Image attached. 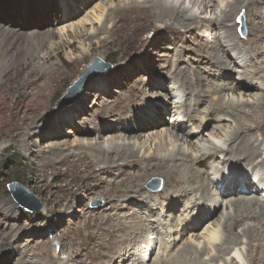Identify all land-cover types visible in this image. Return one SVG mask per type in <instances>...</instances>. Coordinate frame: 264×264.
Listing matches in <instances>:
<instances>
[{
    "label": "bare ground",
    "instance_id": "1",
    "mask_svg": "<svg viewBox=\"0 0 264 264\" xmlns=\"http://www.w3.org/2000/svg\"><path fill=\"white\" fill-rule=\"evenodd\" d=\"M0 1L2 12L13 11L15 16L21 17V19L28 17L29 10L30 13L47 15L52 19V13L56 14L58 11L60 14L72 16L78 13L81 7L74 6L75 3L72 5L73 0ZM80 2L84 3V1ZM257 2L258 0H130L119 3L106 12L104 7L97 5L93 9L91 15L93 17L91 18L81 19L75 24L69 23L60 28L47 27L42 31L35 28L21 30V28H25L23 25L21 28L11 29L12 27L9 28L10 26L6 23L0 22V118L4 119L0 123L6 126L5 132L9 139L26 147V153L33 151L24 144L23 133L25 131L29 135L39 134L40 125L37 123L48 121V116L51 115L61 123H71L72 115L70 114L76 110V106L80 105H72L59 114L50 111L48 107L49 95L60 76L71 75L85 62L86 58V54L82 53L79 58L72 59L67 63L69 67L65 71L63 70L65 63L62 61L48 63L52 60L54 52L59 55L60 51L64 49H76L77 39H81L87 34H89V45L92 46L94 39L105 33L109 36L112 35L118 25L125 20L129 21L132 15H134L132 19L142 18L148 23H156L157 27L155 28L156 42L153 41L154 38L142 39L137 44L139 47H144L149 43L156 47L161 45V41L166 40L175 43L182 37L194 38L202 36L201 32L205 34L208 30L213 29L212 31H214L212 38L205 39V41L201 39V41L196 42L193 40L194 46L183 44L178 49L180 52L191 50L198 54L192 57L194 63L192 73L181 67L175 74L169 76L172 81L174 80V83H178L171 96L174 100H170V103L174 105L172 108L176 107L181 110L176 114L177 118H173L175 123L166 126L165 129L159 127L155 131L141 132L147 126L163 122L156 116L164 108V104L162 106V104L158 105L154 102L161 95L159 89L154 91L156 92L154 95L151 94L144 98L146 100L140 101H138V90H133L121 97L119 103L112 104L105 111L103 110L104 112L101 114L103 117H108V112L113 110L111 112L115 124L94 127L93 131L97 139L102 137L101 132L113 130L112 133L105 135L108 136L106 144L103 143V140L93 143L90 140L77 139L74 147L75 150L78 149L79 151L71 150L64 153L63 144H52L51 148L48 149L49 155L42 156L40 162L43 167H50L54 171L70 176L75 172L79 175L88 173L87 175L98 183L101 182L102 175H107L108 179L104 182H108L112 186L104 190H93V192L102 195L104 199L108 198L105 201L109 203V210L112 209L113 213L110 212L103 217L83 222L74 228L76 234L75 238H72L71 254L76 255V258H83L71 259L63 264H83L84 259L89 260L92 264H126L128 261H131L129 264H146L145 259L150 260L151 254L155 253L153 250L156 248L154 246L156 243L160 245H158L160 250L155 254L153 264H165L166 262L169 264H239L242 252L247 254L248 264H264V225H260L264 222V203L260 202L262 199L254 196L246 197L245 195H239L240 197L237 198H224L229 196V189L234 190V187L235 191L238 187L241 189L252 187L256 191L255 193L258 194L257 190H261L262 194L260 195L264 196V150H260V138L262 137L264 140V94H262L264 93V74H261L263 73L261 69L264 68V44L261 45L254 38L242 39L237 32V15L240 12H245L247 13L246 18H248L246 26L247 29L249 28V35L253 34L252 31H256L258 38L264 37V23L261 26L262 22L258 23L252 20L256 14H262L264 17V11L261 13L258 10L253 11ZM207 8L211 9L212 14L210 16L213 17L200 19L202 17L199 14H202ZM198 10H200L199 14H197ZM6 13L8 14V12ZM82 22L83 24L80 26L79 23ZM87 24H90V28L92 24H96V30L93 33H87L88 29L85 28ZM107 24H111V27H107ZM166 31L171 33L169 37L165 35ZM172 49L174 50V47ZM230 51L233 55L228 54ZM224 54L229 55V58H226ZM230 57H234L236 60H228ZM222 62L226 63L224 68L221 66ZM236 62L237 67L241 69H238L241 81L229 80L225 82L224 76L220 74V68L224 69L223 72H227L225 78H230L231 73L236 69L229 65L233 64L236 67ZM28 65H30L29 71L22 79H19L21 70ZM146 66L150 69V64L147 63ZM217 71H219L218 74H216ZM167 73L169 74V72ZM215 75L218 77V79L215 78L218 82L213 78ZM222 80L224 82L221 86L220 81ZM13 83H16V86L12 85ZM244 89L249 91L245 92ZM178 90L182 100L177 99ZM252 91H261L262 93L257 96V93ZM8 93L12 94L13 97L9 99ZM245 96L250 98L244 99ZM125 101L132 103L128 106L129 104ZM135 103L143 106V109L134 108ZM119 104L125 107L116 109V105ZM182 113L183 116L180 117ZM199 113L204 115L199 116ZM131 114H134L133 120H126V116ZM185 118H190L193 121L195 130L181 129V124L185 121L182 119ZM229 118L232 119L228 126L229 132H224L225 134L219 132L221 136H218L219 133L214 131L207 139L203 137L204 133L200 129L206 126L209 121H223ZM125 121H129L130 124H124ZM204 121L207 122L203 124ZM91 122L92 119L84 118V123ZM254 130H258L260 134H254L252 132ZM152 132H155L156 135L151 136L150 133ZM72 133L80 137V135L90 134V131L77 129L73 130ZM191 133L197 134V138L185 147V143H188L187 137ZM139 138L150 141L149 143L146 141L140 143ZM130 139L137 140L130 141ZM217 153L224 154V156L219 157ZM216 159L219 160L216 161ZM233 162L238 164L237 167H240L236 172H234L235 164L233 167H226V163L232 164ZM222 163H224L223 167H220L219 165ZM59 164L65 165L63 171H60L62 169ZM80 165L83 167L80 168ZM207 167H211L212 171L217 173L215 176L213 175V178L212 175H207L205 170ZM244 171L249 172L250 176H247ZM151 175H159L167 180L164 190L156 192V201L152 199L150 190H146L141 196L143 199H139V203H143L140 206L144 208L129 217L127 216V219H132L131 222L134 225L128 224L117 212L122 209L121 207L127 208L134 201V204H137V199L134 200L133 194L145 190L143 183L140 184L139 181ZM115 176L117 177L115 178ZM98 183L95 185L98 186ZM168 185L177 186L176 192L173 191L175 194H172V191L166 193L165 190ZM217 187H223V198H218L221 189L218 191ZM214 188L217 192L214 191ZM211 191L213 194L209 193ZM110 193L116 194L118 197L110 198ZM164 194H167L165 200L170 206H175L176 202L180 201L176 197H184L188 203L197 204L200 209V221H205L213 210H220L224 206L226 212L222 214L221 223L215 226L216 228L208 229L207 227V233L195 241L194 245L183 243L181 248L176 251L177 254L174 255L168 250L171 243L168 240L171 236L164 232L163 227L165 226L160 227L163 220L160 222L157 219L158 216L155 217L158 220L156 222H160V225L152 228L153 226L146 222L148 220H146V216H142V212L148 215L154 213V207L159 204L157 197L160 198ZM189 195L198 196L199 201L188 198ZM121 197L124 199L120 202ZM63 199L66 198L62 197L58 203H61ZM4 202L0 204V211L6 208L7 213L14 216L16 212L14 203L8 201L6 206L3 205ZM184 202L182 201L181 205ZM186 205L182 206L186 207ZM115 209L118 210L115 212ZM109 217H113L115 221L108 220ZM200 221L195 223V220H191L189 225L196 228L200 225ZM100 229H106V231L100 232ZM19 230L15 224L8 223L9 233H7L5 240L10 246L0 247V258L2 254L8 257L13 251L12 243H9L8 239L16 236ZM151 230H154L155 233L160 232L158 235H163V238L159 240L157 236L150 237ZM171 230H174V227ZM146 238L148 241H144ZM173 240L175 242V239ZM141 242L144 244L143 248L140 249V253L136 254L138 256L131 259L134 248ZM244 245L247 246L246 249H244ZM213 249H216L217 254H212ZM118 251L119 254L116 255L115 253ZM148 252H150L149 256H146ZM103 255L107 259L101 260ZM20 258H17L19 259L17 264H32V261ZM135 260L140 261L135 263ZM44 261H40V263Z\"/></svg>",
    "mask_w": 264,
    "mask_h": 264
},
{
    "label": "rangeland",
    "instance_id": "2",
    "mask_svg": "<svg viewBox=\"0 0 264 264\" xmlns=\"http://www.w3.org/2000/svg\"><path fill=\"white\" fill-rule=\"evenodd\" d=\"M80 1H84V3H81ZM127 1H130V0H115V1H111V0H73L72 5L75 3L74 6L76 7L81 6L78 10L79 11L78 13L72 16L71 15L67 16V14L66 15L63 13L60 14L57 11L56 14L52 13L51 15L52 19H50L47 15L43 16V15L36 14V13L34 14L32 12L30 13V10H29L28 17H22L21 19V17L20 18L16 17L13 11L2 12L1 6H0V22L6 23L8 26H10L9 28L12 27L11 29L21 28V25H23L25 28H21V30H30V28H35L39 31H42L46 29L47 27L60 28L62 26L68 25L69 23L75 24L81 19L85 20L86 18H91L93 17L91 16L92 12L94 11L93 9L96 8L97 5H99V7H104L105 12H106L109 9L116 6L117 4L122 3V2H127ZM243 1H246V0H243ZM56 5L58 4L56 3ZM210 10H211L210 8H207V10L205 9V11L202 14H199L200 10H198L197 14H199L200 17H202L200 19H203V17L207 19L209 17H213V16H210L212 14ZM256 10H258L260 13L261 11H264V0L262 2L261 0H258L257 6L255 9H253V11L255 12ZM6 12H8V14ZM244 13L245 12H240L237 15V22H238L237 32L239 33L240 37L242 39H245L247 37L252 38V39L254 38L257 41H259L261 45L264 44V37H261V39L258 38L256 36L257 34L256 31H252L253 34L249 35L248 33L249 28L247 29V26H246L247 19H248L246 18L247 13L245 14ZM133 17L134 15H132V18ZM132 18H130L129 21L125 20L121 22L118 25V28L113 32L112 35L109 36L108 34L105 33L99 36V38L94 39L92 46L89 45V34H87L83 38L77 39V42L75 44L76 49H73V50L69 48L64 49L60 51L59 55H57L56 52H54L52 60L48 61V63H53V62L59 63L60 61L64 62L65 66H63V70L66 71L67 68L69 67L67 65L68 62L72 61V59L74 58H79L82 55V53L86 54V58L84 62L85 64L84 63L81 64V66H79L69 76H65L66 74L60 76V79L56 82L57 84L55 83V87L51 90V93L48 98L49 103L47 102L48 107L50 108V111H53L55 114H59V112L71 107L72 105L80 104L79 106H76V110L70 114L72 115L71 123H61L59 120H56L54 116L51 115V116H48V121L43 122V123L42 122L37 123L38 125H40L39 134L29 135L28 132L25 131V133H23V139L25 141L24 144H26V146H28L33 151L32 153H26L25 152L26 147L24 145L17 143L14 140L9 139V137L6 135V132H5L7 129L6 126L0 123V204L1 202L7 201V202H4L3 204L7 206L8 201L9 202L12 201L16 209L14 216L13 215L11 216L9 213H7L6 208L0 211V242H1L0 247L10 246L9 244H7V240H5L7 233H9L8 223L11 222L20 229L17 235L14 236L15 238L12 237L8 239L9 243H12L13 251L10 253L8 257L2 254V257L0 258L1 260L0 264H17L19 260L17 258L19 257H21L22 259L24 258L25 260H28V261L29 260L32 261V264H45V263L46 264H63L65 262H68L71 259L72 260L82 259L83 257L76 258V255L71 254V250L73 248L71 244L72 238H75V234H76L74 232V228L78 225H81L83 222H88V221L94 220L95 218L103 217L110 212L113 213L112 209L109 210V203L105 201L108 198L104 199L102 195H98V193L93 192V190H96V191L99 189L104 190L111 186L108 182H104L106 179H108L107 175H102L103 178L101 182L98 183V181L90 178V176L87 175L88 173H82L79 175L75 172L71 174V176L63 175L61 172L59 173L56 170L54 171V169H50V167L42 166L40 162L41 158L42 156L49 155L48 149L51 148L52 144H58V145L63 144L62 146L63 152L68 153L71 150L79 151L78 149L75 150V147H74L78 141L77 139H85L86 141L90 140L93 143L95 141L102 142L103 140L104 141L103 143H105L108 140V136H105V135L112 133L113 130H105L104 132H101L100 135L102 137H100V139H97L93 131L94 127L95 126L104 127V126H110V125L115 124L116 122L113 118V113L111 112L113 110L108 112V115H107L108 117H105V116L103 117L101 116V114L107 108H109L112 104H115L117 102L119 103L121 97H124L125 94L133 90H136V91L138 90L137 91L139 94L138 101H140V100H146L144 98L149 97L151 94L154 95L156 93L154 91H158L159 89L161 95L159 99L155 100L154 102L158 103V105L162 104V106L164 104V108L160 110L158 112V116H156V118L161 119L163 122L161 124H153L151 126H147L143 128L141 132L146 133V132H149L150 130L155 131V130H158L159 127H162L165 129L166 126H169L175 123L174 119L177 118L176 114H178L181 110L176 107L172 108V106L174 105L170 103V100L172 99L171 96L173 95V90L178 86V83L176 82L174 83V80L172 81L169 78V76L172 74H175L178 68H181V67H183V69H186L192 73L193 67H194L192 57L198 54L197 52L191 51V50H185L183 52H180V50L178 49L180 45H183V44L194 46V43L198 40L201 41L202 39L205 41V39H208V38L210 39L212 38V36H214L213 34L214 31H212L213 29L208 30V32H205V34L201 32L200 34L201 35L203 34L202 36H198L194 38L192 37L183 38L182 37L178 39L175 43L169 42V40H166V41H161L160 43L161 45H157L156 47H154L150 43L144 47H139L137 46V44L142 39L150 40L154 38L153 41L156 42L157 39H155V37L157 36V34L155 31V28L157 27H156V23H152V24L148 23L142 18H139V19H132ZM55 19L59 21H56ZM252 20L258 23L262 22L261 26H263L264 17L262 14L254 15L252 17ZM81 24H83V22L79 23L80 26ZM157 25H160V24H157ZM107 27H111V24H107ZM85 28L88 29L87 33H93L96 30V24L94 25L92 24L91 28H90V24H87V26L85 25ZM170 34L171 33L169 31L165 32V35L167 37H169ZM67 39L70 40V38H67ZM173 47H174V50L172 49ZM89 48L91 49L89 50ZM175 51L177 54L175 53ZM228 54L233 55L231 51L228 52ZM229 55L224 54L226 58L227 57L229 58ZM96 57L103 60L104 64L108 63L109 69H107L105 72H103L104 70H101V69H94L87 75V77L82 81V83H80L79 88L76 91V93H74L70 97L65 98L64 96L68 93L69 86L72 84H75V82H78L80 80L81 75L94 62V59ZM231 59L234 61L236 60L234 57L232 58L230 57V59L228 60H231ZM147 63L150 64V69H148L149 67L146 66ZM225 64H226L225 62L221 63L222 68L225 67L224 66ZM229 66L232 67L233 69H236V71L231 73L232 75L230 76V78H227V77L225 78V73L227 72L226 71L223 72L222 70L224 69L220 68V74L224 76L223 80L225 82L229 80H234V82L241 81V77L238 72L241 69L237 67V62H236V67L233 64ZM29 69H30V65L24 66V68L21 70V73L19 75V79H22L23 76L26 75V73L29 71ZM261 71H263V73L261 74H264V68H262ZM167 72H169V74ZM218 73L219 71L216 72V74ZM213 78L218 79L216 75ZM216 79L215 81L218 82V80ZM223 80L220 81L221 86L223 85V82H224ZM12 85L16 86V83H13ZM248 91H249L248 89L245 90V92H248ZM252 92L257 93V96L261 95L260 93H262L261 91L259 92L252 91ZM7 96L9 99L13 97V95L9 93L7 94ZM243 98L246 99L250 97L245 96ZM177 99L182 100L180 92H179V96L177 97ZM125 102L129 104L128 106H130L132 103V102L130 103V101L128 102L125 101ZM147 103H149V101ZM175 106H180V105H175ZM124 107L125 106L120 105V104L118 106L116 105V109H121ZM135 107L139 108L140 110L143 109V106H140L137 103L134 104V108ZM198 115L203 116L204 114L199 113ZM182 116H183V113L181 114L180 117ZM84 118L92 119V122L84 123ZM132 118H134V114L127 115L125 119L126 120L131 119L132 121L133 120ZM3 120L0 118V121H3ZM182 120H185V121L181 124L182 125L181 129L191 130V131L195 130V124H193V121L190 118H185ZM207 121H204L203 124H205ZM231 122H232L231 118H229L228 120H223V121L212 120V121H209V123L206 126L202 127V129L200 130H202V132L204 133L203 137L207 139L210 136L211 132L213 134L214 131H216V133L220 132L221 134H225L229 132L230 129L228 126L231 124ZM127 123L130 124L129 121L124 122V124H127ZM214 127L216 128L214 129ZM77 129L79 130L88 129L90 131V134L80 135L79 137L77 136V134L75 135V133L74 134L72 133L73 130H77ZM252 132L256 135L260 134L258 130H254ZM130 133L132 134L133 131ZM220 133L218 136H221ZM46 134H48V136H46ZM150 134L151 136L156 135L155 132H152ZM196 135L197 134L195 133H191L190 136L187 137L188 143H185V147L186 145L191 143V141H194L197 138ZM136 140L137 139L135 140L130 139V141H136ZM139 140H141V142ZM138 141L140 143H143L144 141L149 143L150 140H143L142 138H139ZM260 141H261L260 150L262 151L264 150V140H262V137L260 138ZM217 154H219V157L224 156V154H220V153H217ZM217 160L219 159H216V161ZM211 163L216 164L215 162H211ZM223 164L224 163H222L219 166L223 167ZM234 164H235L234 162L232 164L226 163V167L227 168L233 167ZM59 165H60L59 167L62 169L60 171H63L65 169L64 168L65 165H61V164ZM237 166L238 164L236 163L234 167V172L240 169V167H237ZM79 167L82 168L83 166L80 165ZM205 170L207 172V175L209 174L208 176L212 175L211 176L212 178H213V175L215 176L217 174L215 173V171H212L213 169L211 167L210 168L207 167L205 168ZM212 172L213 174H210ZM244 172L247 174V176H250L249 172L248 173L247 171H244ZM116 177L117 176H115V178ZM153 178L154 179L158 178L162 182L161 189L158 191H152L151 189H149V187H147L148 183ZM166 181L167 180H165L162 176H159V175H155V176L151 175L150 177L139 181L140 184L143 183V187L145 188V190H143L142 192H136L133 194L134 200L137 199L136 200L137 204H134L135 203L134 201L131 204L132 206L129 205L127 208L121 207L122 209L117 212L118 215L124 218V220L128 224L134 225V223L131 222L132 219L130 218L127 219L126 217L127 216L129 217L130 215H133L139 212V210L144 208L140 206V204H143V203H139V199H143L141 196L145 193L146 190L147 191L150 190L152 194L151 195L152 199L156 201V192H159V191L161 192L162 190H164ZM11 182H17L20 186H23L25 188L27 192V197L31 203L30 207H24L15 200V198L12 196V194L7 189V184ZM97 183H98V186L95 185ZM184 185H187V184L184 183ZM176 188L177 186L168 185L165 191L166 193H169L172 191L171 193L175 194L176 192L175 190H177ZM217 189L218 191L221 189L219 191L220 193H218L219 195L218 198H223L224 196V195L222 196L223 187L221 188L217 187ZM236 190L237 191H235V187H234V190L229 189L230 191L229 196L224 197V198L226 199L229 197L237 198L242 195H245L246 197L254 196V197H259L260 200L262 199L260 202L264 203L263 201L264 196L260 195L262 194L261 190H257L258 194L255 193L256 191L252 187H250V189H245V188L241 189L238 187V189ZM214 191L217 192L216 188H214ZM209 193L213 194L212 191ZM251 193H254V194H251ZM166 195L167 194H164L160 198L157 197V200L159 201L158 203L162 204L163 207L162 205L158 204L156 205V207H154V210H153L154 213H150L148 215V214H145V212H142L143 213L142 216L143 217L146 216L145 217L146 220L148 219L146 222L149 225H152L153 226L152 228H154L157 225H160L159 223L163 220L162 221L163 224L160 225V227L165 226L163 227L164 232H166V234H169L171 236V238L168 240V241H171L168 250L170 251L171 254H174V255L177 254L176 251L179 248H181L183 243H189V244L194 243L195 244V241H197L198 239H200V237H202V235L207 233L206 231L207 227L208 229L216 228L215 226H218L221 223L220 218L222 214H225L226 212V207L224 206L225 209L224 207H222V209L220 210L219 209L213 210L205 221H200L201 220V217L199 214L200 209L197 204L195 205V203L194 204L188 203V200L184 197H181V198L176 197L180 201H177L175 206H170V204L167 205V202L165 200ZM109 196L110 198L118 197V195L112 194V193H110ZM62 197L66 199L65 200L63 199L61 203H58L59 199H61ZM197 197L198 196L195 197V196L189 195L188 198H191L192 200L195 199L198 202L199 200L197 199ZM123 199L124 197H121L120 202ZM182 201L183 202L185 201L182 205L189 204L188 206L186 205L187 209L185 206L183 207L181 205ZM138 205L140 206V208ZM118 209H115V212ZM155 213H158V214H155ZM186 213H189V214H186ZM124 215L126 216L124 217ZM155 217L159 221L160 220L161 221L159 223L156 222L158 220H156ZM164 217L165 218L167 217L166 218L167 220ZM107 219L113 222L115 221L113 217H109ZM191 220H195V223L200 221V225L197 226L196 228H194L193 225L190 226L189 224ZM177 223L178 224L181 223V224L178 225ZM169 225H170V229L168 230ZM260 225L261 226L264 225V222H262V224ZM172 226L174 227V230H171L173 228ZM177 226L178 228L175 229V227ZM105 231L106 229H100V232H105ZM151 231L152 233L150 234V237L154 238L155 236H157L159 237V240L163 238V235H158L160 232L155 233L154 230H151ZM182 231L184 232L181 233ZM189 232H191L193 236L191 233L189 236ZM174 235H177V236H174ZM172 238L175 239V242ZM146 240L148 241L147 238L144 239V241ZM174 243L176 244L174 245ZM158 245H159L158 243L154 245L156 247L153 250L155 251V253L152 251L153 253L151 254L152 255L151 259L150 260H148V258L145 259L146 264L154 263L155 259L153 258L155 254L158 253L160 250V247H159L160 245L159 246ZM143 246L144 244L142 242L139 243L134 248L135 255L133 252L132 253L133 256L131 255L130 258L132 259L138 256L136 254L140 253V249L143 248ZM199 248H200V245H199ZM246 248L247 246L244 245V249ZM101 250H105V249H101ZM149 253L150 252H148L147 254L146 253L144 254H146V256H149ZM115 254L116 255L119 254V251L116 252ZM212 254L214 255L217 254L216 249H213ZM241 255H242L241 262L239 264H248V258L246 256L247 254H245V252H242ZM100 259L105 260L107 258L104 256ZM43 260L45 261L43 263H40V261H43ZM139 261L140 260H135V263ZM83 262H84L83 264H92L90 263L89 260H86V259H84ZM130 262L131 261H128L127 263L129 264ZM165 264H169V263L166 262Z\"/></svg>",
    "mask_w": 264,
    "mask_h": 264
},
{
    "label": "water",
    "instance_id": "3",
    "mask_svg": "<svg viewBox=\"0 0 264 264\" xmlns=\"http://www.w3.org/2000/svg\"><path fill=\"white\" fill-rule=\"evenodd\" d=\"M94 69H101L104 70L103 72H105L107 69H109V64L108 63L104 64L103 60L96 57L94 59V62L89 66V68L85 70V72L81 75L80 80L78 82H75V84L69 86L68 93L64 97L67 98L73 95L74 93H76L80 83H82V81L87 77V75ZM161 186H162L161 181L154 178L148 183V187L152 191H158L161 188ZM7 188L20 205L24 207L31 206V203L27 197V192L23 186H20L17 182H11L8 184Z\"/></svg>",
    "mask_w": 264,
    "mask_h": 264
}]
</instances>
